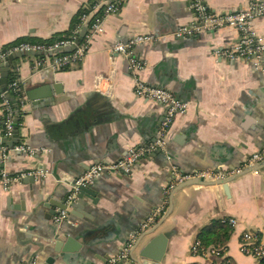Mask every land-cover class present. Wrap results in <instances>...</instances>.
I'll use <instances>...</instances> for the list:
<instances>
[{"label":"crops","instance_id":"0c3cea01","mask_svg":"<svg viewBox=\"0 0 264 264\" xmlns=\"http://www.w3.org/2000/svg\"><path fill=\"white\" fill-rule=\"evenodd\" d=\"M250 1L206 3L212 11L234 13ZM96 2L3 0L0 53L22 38L69 37L74 19L82 11L91 12ZM191 4L127 0L118 14L107 17L104 33L94 38L83 61L63 70L53 68L51 54L12 59L9 73L17 77L22 95L18 138L32 153L14 145L0 157V264H48L56 257L59 210L52 203L68 206L64 226L82 244L78 253L54 264H109L163 203L174 179L173 166L182 174L218 170L228 173L227 178L264 148V63L256 67L218 56L240 41L232 27L185 40L171 37L178 27L193 23ZM88 27L83 26L87 33ZM250 28L264 39V18L252 21ZM148 33L167 38L136 48V58L146 64L140 79L171 90L187 103V110L174 118L165 150L143 158L130 173L98 178L91 187L94 197L72 208L78 203L68 202L74 187L63 176L77 180L93 165L117 162L156 140L165 109L135 93L129 60L112 51L115 44ZM30 94H37L36 99ZM10 101L13 106L18 102ZM3 113L0 106V139L5 138ZM2 173L14 179L7 190ZM33 173L41 175L22 177ZM229 187L230 196L219 185L189 186L175 193L174 208L161 229L169 237L161 264H213L212 258L193 256L191 247L204 228L229 218L237 224L231 227L227 256L234 264H263L242 254L240 241L248 231L264 240V169L235 179ZM138 253L133 257L139 259Z\"/></svg>","mask_w":264,"mask_h":264},{"label":"built area","instance_id":"2783aa9c","mask_svg":"<svg viewBox=\"0 0 264 264\" xmlns=\"http://www.w3.org/2000/svg\"><path fill=\"white\" fill-rule=\"evenodd\" d=\"M3 0H0V4ZM127 0H97L91 7V12L82 17L81 24L73 30L72 34L63 40L55 42L53 45H36L30 43H20L18 45L8 47L0 53L1 63L10 55L16 53L36 52L40 54L53 55V68L56 70H63L67 67L81 63L88 54L92 41L98 35L104 33V25L107 17L115 15L120 12ZM191 10L195 15L193 23L178 27L176 31L170 36L176 40H185L201 34L202 32H214L226 27H232L239 31L240 41L218 53L221 59L237 63L242 61L251 62L256 67H261L264 63V39L258 37L250 28L252 21L264 18V0H252L246 8L236 11L234 13H220L209 9L206 0H192ZM93 14H96L91 23H87ZM84 24H89L88 30L84 39L77 45V41L81 36ZM167 38L165 35H158L154 33L135 35L129 38L126 42H120L112 47L113 53L124 56L129 60L130 71L134 77L135 93L143 99L154 101L163 105L165 109L164 119L157 131L156 140L147 146L134 148L129 152V155L122 160L114 163H99L93 165L85 174L76 180V185L69 197L71 204L78 192L79 187L92 185L98 178L103 175L116 176L122 172L130 173L136 164L143 158L165 150L167 140L169 138L170 129L174 118L187 110V103L181 101L174 95V93L164 87L152 86L140 79L139 73L145 70L146 64L136 58V48L142 45H153L159 43L161 40ZM76 48L71 53H63L58 55L61 50L70 47ZM41 65V64H40ZM2 72L0 69V106L6 112L5 120V138H12L15 130V116L12 103L7 94L20 92L19 81L15 80L9 87L7 92L2 91L1 87ZM15 149L22 152L32 153L24 145L15 146ZM9 152L6 145H0V157L5 158ZM264 162V148L259 152L253 154L246 159L244 163L236 169L231 175L240 173L243 169L253 167ZM174 179L172 183L165 189V197L161 206L154 211V213L141 225L140 230L132 235L129 241L124 246L122 253L110 260L109 264H117L118 262H128L130 260L131 252L135 247L138 238L146 231L153 228L166 214L169 205L170 193L180 184L194 178L199 179H224L226 175L218 170L197 171L189 174L180 173L175 166L172 167ZM34 175L39 177L41 173L24 174L22 177ZM14 179L9 177L6 173L1 175V184L4 190L11 187ZM68 220V212L62 211L56 218V225H61ZM231 227L236 226V219L229 218L225 220ZM240 251L248 257L257 260H264V240L258 237L254 232H245L240 241ZM193 256H200L204 258H212L216 261L213 264H232V261L227 256V250L220 247L205 248L201 242L196 241L191 247Z\"/></svg>","mask_w":264,"mask_h":264},{"label":"water","instance_id":"95a60500","mask_svg":"<svg viewBox=\"0 0 264 264\" xmlns=\"http://www.w3.org/2000/svg\"><path fill=\"white\" fill-rule=\"evenodd\" d=\"M87 33V28H84L81 36L79 37V40L77 41V45L80 44V42L84 39L85 35ZM76 46L70 47L67 49H63L60 51V53H71ZM43 54L36 53V52H27V53H16L14 56L10 57L7 59V61L1 65L2 67V80H1V87L3 92H7L8 90V77H9V66L12 63L13 58H24V57H31V56H40ZM37 94H30L31 99H36ZM8 98L11 99L10 95L7 94ZM12 100V99H11ZM19 137V131L17 127H15L14 130V135L12 138H3L0 139V145H6L13 149L16 141L18 140ZM154 154H157L154 153ZM151 157V156H150ZM264 169V162L260 163L258 165H255L253 167L245 168L243 169L240 173H237L235 175H232L230 177L224 178V179H219V180H212V179H199V178H194L190 179L180 185H178L175 190L171 193L170 196V208L168 212L165 214V216L162 218L161 221H159L153 228L150 230L146 231L143 233L135 247L133 248L130 256V260L128 262H120L119 264H147V261H152L155 264H161V262L164 259V255L166 253V248L168 244V233L161 231L165 221L169 218V216L172 213V210L174 208V195L177 191H180L186 187L189 186H215L219 185L222 186L225 194L227 196H230V187L229 184L233 182L235 179L242 177L246 174H249L251 172H257ZM31 178L30 180H32ZM63 180L65 182H68L69 185L75 187L76 185V179H69L66 175L63 176ZM92 185L89 186H82L79 187V192L76 196V199L78 203H73L70 205L72 208H79L81 205V202H84L85 198H93L94 197V192L92 191ZM96 198V197H95ZM95 201L94 199H92ZM57 207L59 210V215L62 211H65L68 209V206L65 205V203L60 204V203H52ZM66 223V224H65ZM69 223V219L62 223L61 225H57V231L58 233L56 234V240L54 244L53 251L56 254V257H51L48 259L47 263L48 264H54L57 259L59 258H68V256L72 253H78L80 249L82 248V244L79 243L78 238L76 236H73L67 227H65ZM65 224V226H64ZM63 225V226H62ZM62 227V228H61ZM61 229V231H60ZM152 236V237H151ZM150 238L147 243H144V241ZM138 251V257L139 259H136L133 257V253Z\"/></svg>","mask_w":264,"mask_h":264},{"label":"trees","instance_id":"16d2710c","mask_svg":"<svg viewBox=\"0 0 264 264\" xmlns=\"http://www.w3.org/2000/svg\"><path fill=\"white\" fill-rule=\"evenodd\" d=\"M92 5H91V7H92ZM91 7H90V9H91ZM88 12H89V10L80 12V14L74 19V21L72 23L71 30L76 29L80 25L82 16L84 14H87ZM66 38H68V37L67 36H65V37L56 36V37L50 38L48 40H41V39H35V38H22L18 42L12 44L9 47L18 45L20 43H30V44H36V45L49 46V45H53L57 41H60V40L66 39ZM62 54L63 53H58V55H62ZM16 79H17V77L15 76V74L9 73L8 87ZM10 97L12 100L18 101L17 104H14V106L12 105V108L14 109V116H15V123L14 124H15V127H17V129H19V127L21 125V121H22V116H23V112L20 110V105H19V98L22 97V95L20 92L17 94L10 92ZM12 103H13V101H12ZM5 120H6V112L4 111L2 121H4V123H5ZM1 127H2V133L5 134V124H2ZM20 144H21V140H20V138H18L15 145L18 146ZM225 220L226 219L220 220V221H214L208 227L204 228L201 231L200 236H199V241L201 242V245L203 247H205V248L220 247V248H222V250L228 249V243L230 240V236L232 234V228ZM215 262L216 261H214L213 263H215ZM262 263L264 264V260L262 261ZM193 264H197V263H193ZM232 264H234V263L232 262Z\"/></svg>","mask_w":264,"mask_h":264}]
</instances>
